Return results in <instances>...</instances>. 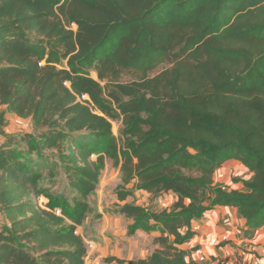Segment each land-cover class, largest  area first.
Segmentation results:
<instances>
[{"label": "trees", "instance_id": "16d2710c", "mask_svg": "<svg viewBox=\"0 0 264 264\" xmlns=\"http://www.w3.org/2000/svg\"><path fill=\"white\" fill-rule=\"evenodd\" d=\"M0 104L48 129L31 148L0 142V264H86L78 228L107 159L121 202L132 181L175 197L123 203L128 234L158 233L156 247L109 262L199 264L181 246L217 206L235 207L249 238L264 228V0H0ZM54 146L67 149L71 197L31 156ZM233 160L252 173L233 179L243 189L215 180Z\"/></svg>", "mask_w": 264, "mask_h": 264}, {"label": "rangeland", "instance_id": "374dc122", "mask_svg": "<svg viewBox=\"0 0 264 264\" xmlns=\"http://www.w3.org/2000/svg\"><path fill=\"white\" fill-rule=\"evenodd\" d=\"M92 74L96 76L94 71ZM132 78L133 75L125 74L122 80L129 81ZM103 85L105 95H108L109 91L115 90L121 98H125L113 83L103 82ZM112 123L114 135L120 143L123 139V124L118 111ZM47 131V126L38 130L33 129L30 118H21L12 112L7 105L0 104V142L5 141L7 145L12 143L27 149L30 147L28 144L29 139L39 140L40 136ZM66 150L65 146H54L46 150L33 148L31 156L34 157L35 165L43 169L44 183L49 184L52 188L59 187L62 190H68L71 192L69 194L71 197L73 188L69 175L74 172L64 167L63 153ZM50 170L54 171L53 176H48ZM248 177L249 170L246 167L239 162L231 161L226 162L216 174L217 181L236 188H243V186L240 183H235L234 178L247 179ZM121 178L119 167H116L111 159H107L97 189L89 197L90 210L84 223L78 228V232L84 237L88 247V261L91 260L94 253L99 258L98 264H117L115 261H107V258L116 256L128 259L131 256L132 250L130 248L132 247L134 250L138 249L136 254H132V257L147 256L156 247V233L138 232L135 235L128 234L127 226L131 219L121 212V206L123 203L128 202L144 205L149 209L160 210L169 207L167 206V200L170 194H151L143 190H137L135 189V181H132L125 187L132 189L133 195L128 197L125 202H121L117 196V189L122 184ZM260 239H264V232L260 235ZM92 244L94 247H92ZM262 250L252 249L253 258H259L263 261Z\"/></svg>", "mask_w": 264, "mask_h": 264}, {"label": "crops", "instance_id": "0c3cea01", "mask_svg": "<svg viewBox=\"0 0 264 264\" xmlns=\"http://www.w3.org/2000/svg\"><path fill=\"white\" fill-rule=\"evenodd\" d=\"M231 162L238 161L233 160ZM251 176L252 173L249 172L247 179H250ZM215 180L217 181L216 175ZM174 200L175 197L170 194L167 206L170 207ZM192 227L196 232L195 236L190 242L183 244L181 247L189 249L190 257L198 261L199 264H220L225 259H234L239 264H264V258L263 261L259 258H253V254L251 253L252 249L259 251L263 249L261 254L264 256V239H260L264 228L256 230L255 236L249 238L246 235L245 220L239 216L235 207L217 206L206 212L202 218L195 219ZM195 246L197 248L192 249ZM130 249L132 251L128 259L145 257H132V254H136L138 249L134 250L133 247ZM98 263L99 258L93 253L88 264Z\"/></svg>", "mask_w": 264, "mask_h": 264}, {"label": "built area", "instance_id": "2783aa9c", "mask_svg": "<svg viewBox=\"0 0 264 264\" xmlns=\"http://www.w3.org/2000/svg\"><path fill=\"white\" fill-rule=\"evenodd\" d=\"M90 245H91V244H90ZM92 247H94L93 244H92ZM87 261H88V257H86V264H88ZM220 264H239V262L236 261V260H234V259H225V260H222V261L220 262Z\"/></svg>", "mask_w": 264, "mask_h": 264}]
</instances>
